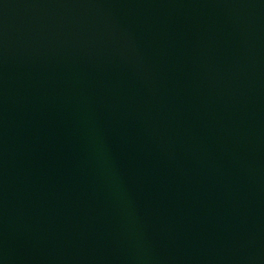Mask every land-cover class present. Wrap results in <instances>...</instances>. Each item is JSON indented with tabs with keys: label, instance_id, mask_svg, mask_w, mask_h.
<instances>
[{
	"label": "water",
	"instance_id": "water-1",
	"mask_svg": "<svg viewBox=\"0 0 264 264\" xmlns=\"http://www.w3.org/2000/svg\"><path fill=\"white\" fill-rule=\"evenodd\" d=\"M0 264H264V0H0Z\"/></svg>",
	"mask_w": 264,
	"mask_h": 264
}]
</instances>
